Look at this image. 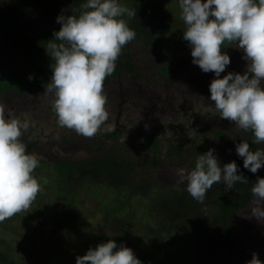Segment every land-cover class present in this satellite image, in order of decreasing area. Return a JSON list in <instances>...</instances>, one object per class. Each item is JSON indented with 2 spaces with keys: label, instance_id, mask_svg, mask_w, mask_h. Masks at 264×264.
<instances>
[{
  "label": "rangeland",
  "instance_id": "1",
  "mask_svg": "<svg viewBox=\"0 0 264 264\" xmlns=\"http://www.w3.org/2000/svg\"><path fill=\"white\" fill-rule=\"evenodd\" d=\"M119 2L136 11L135 17L125 19L146 46L127 47L135 71L126 73L120 69L117 77L104 85L109 118L97 135L85 138L59 127L52 108L53 97L44 94V87L22 89L24 85L50 81L51 57L46 48L54 32L59 31L55 27L57 17L64 7L68 11L75 8L77 14L81 5L74 0H0V103L5 106L6 118L27 122L21 140L26 151L39 161L33 175L43 188L27 213L0 223V263L76 264L77 256L109 239L121 242L118 247L122 244L131 248L142 264H247L254 252L264 262V220L253 217V209L264 208V202L257 204L251 194L253 184L264 178V166L250 176V195L234 212L231 223L235 240L230 254L224 255L223 245L218 246L215 241L220 229L214 214L215 194H209L220 187V195L227 196L223 181L209 190L202 203L204 214L192 217L201 225L200 233L190 243L179 236L164 240V233L154 236L152 230L157 228L152 225L154 215L149 209L169 203L162 198L166 189L186 187L185 183L176 185L179 170H192L199 155L209 149H214L213 154L223 167L231 162L230 153L247 139L232 122L219 117L210 101L209 85L216 77L192 63L191 48L183 39L185 24L178 0ZM143 6L160 17V24L156 20L149 35L138 24ZM26 10L31 13L25 14ZM224 47L231 63L221 78L228 72L243 74L247 64L243 51L235 44ZM164 65L166 71L160 76L157 71ZM29 76L33 78L30 80ZM123 88L142 90L145 96L149 94L147 90L163 92L162 99L167 104L153 107L144 99L126 101ZM144 107L148 109L145 112ZM218 131L223 140L213 137ZM115 133L114 139L103 138ZM148 135L157 141V153L144 151L143 140ZM172 146L179 150L174 151ZM255 150H264V144L255 143ZM142 158L147 162L140 165ZM81 159L92 164L100 159L103 165L124 159L133 167L132 178L140 175L141 182L132 187L133 196H128L122 192L127 179L111 175L100 163L89 164L95 172L83 168L70 176L58 177L53 170L59 163ZM146 177L156 187L150 197H143ZM183 222L177 220L176 226L181 228ZM154 237L166 246L155 245Z\"/></svg>",
  "mask_w": 264,
  "mask_h": 264
},
{
  "label": "clouds",
  "instance_id": "2",
  "mask_svg": "<svg viewBox=\"0 0 264 264\" xmlns=\"http://www.w3.org/2000/svg\"><path fill=\"white\" fill-rule=\"evenodd\" d=\"M185 24L183 39L191 48L192 63L215 74L209 85L210 101L219 117L238 130L251 131L256 144H264V0H178ZM77 14L62 13L61 25L48 41L51 77L44 94L53 97L52 108L61 128L93 138L108 120L104 82L111 76L123 48L136 38L127 19L136 11L119 0H85ZM225 44H235L247 61L243 74L221 73L231 63ZM33 77L29 76L31 80ZM28 127L19 118H6L0 103V223L27 213L43 190L33 175L39 166L34 154L26 151L21 137ZM243 167L257 173L264 166V150L252 151L247 142L236 146ZM214 149L200 154L194 168L180 169V183L203 203L214 184L224 182L231 189L247 182L238 174L235 161L220 166ZM47 184V179L43 180ZM257 204L264 202V178L253 184ZM253 217L264 220V208L253 209ZM76 264H142L133 250L113 239L90 248L76 257ZM247 264H264L257 253Z\"/></svg>",
  "mask_w": 264,
  "mask_h": 264
},
{
  "label": "trees",
  "instance_id": "3",
  "mask_svg": "<svg viewBox=\"0 0 264 264\" xmlns=\"http://www.w3.org/2000/svg\"><path fill=\"white\" fill-rule=\"evenodd\" d=\"M79 2V4L81 5L82 3L85 2V0H74ZM145 7V6H143ZM139 8L138 11L140 13V10H142V8ZM81 8V7H80ZM74 11H68L65 9L62 10L61 13H59V15H61L62 13L67 14H76L75 8H73ZM25 12V14H30L31 10H26L23 11ZM138 24L141 25L143 28L140 29L141 31H143L146 35H149L152 30L151 27L157 23L155 22L156 20H158V24H160V17H158L156 14H154V10L152 9H148L147 7H145L141 13L138 16ZM155 22V23H154ZM55 27L57 30L60 29V24L59 23H55ZM159 28V26H158ZM139 29V28H138ZM138 35H136V38L130 42L129 44H127L117 62H116V67H115V71L114 73L109 76L105 82L104 85L107 84L109 79H113L115 77H117L118 75V71L120 69H123L126 73H131V70L135 71V68H132L130 61L128 59L127 56V47L130 44H136V45H140V46H146L142 43H140L139 39H138ZM12 52L9 51V55H11ZM167 65V64H166ZM166 65L162 66L161 70L157 71L158 75H163L166 71ZM46 83H38V84H30L29 86L24 85V87L22 89L25 88V90H29V91H33V90H39L42 89L43 87H45ZM128 88V87H127ZM124 91H122L123 97H125L126 101L127 100H132L134 99V101L139 100V99H144L150 106H158L161 105L165 106L164 103L167 104L166 100L162 99L164 93L163 92H159L157 90H147V92L149 93L148 96H145L143 94V91H139L137 89H128L125 90L124 88L122 89ZM16 92V91H14ZM19 92V91H18ZM115 92H116V88H115ZM117 93V92H116ZM131 94V95H130ZM119 95V94H118ZM169 96L172 95L171 93L168 94ZM120 96H122L120 94ZM145 96V97H144ZM169 96L167 98V101H169ZM133 101V100H132ZM147 103H143L146 106H149ZM142 105V104H140ZM173 105V104H172ZM143 108V107H138V109ZM145 108V107H144ZM142 109H140L139 111H141ZM148 109L145 108L143 109V112L147 111ZM195 126H197L195 124ZM168 127V125H167ZM241 132L243 133V135L245 136V138L247 139V142L250 145V150L252 151H256L255 150V142H254V134L251 131H243L241 130ZM116 136L115 134H111V135H104V139H114ZM213 137L216 140H223L224 136L222 134H220V131H218V133H213ZM143 147H144V151H148V153H152V151H154L153 153H157L159 150V146L157 141L154 139L153 136L148 135L145 136L144 140H143ZM174 151H178L179 149L176 148V146H172ZM197 148H200V145L196 146ZM197 151V149H196ZM124 152V151H123ZM231 156V162L235 161V163L238 166L239 172L238 174L242 175L243 177L247 178V182L244 183H240L237 182L236 184L233 185V187L231 189H228L225 185V189L227 191V193H225L227 196H221V190L220 187L215 188V190L212 193L209 194H215L213 196V204L215 207V218L217 219V225L219 227V232L216 235L215 241L216 243L219 245H223V253L224 255L230 254L232 252V243L235 240L234 234H233V226L231 223V220L234 216V212L242 207L247 198L250 195L249 189H250V176L253 174L250 170L245 169L243 167V158L239 157L238 154L236 152H232L230 153ZM116 161V162H115ZM146 159L142 158L140 160V165L141 164H146ZM102 166H104L106 170H108V172L111 173V175L113 174L116 177H121L120 180H122V178L127 179V183L122 184V186H126V188L122 191V192H126L131 196L132 194V187L135 186V184H138L141 182V177L140 175H136L135 178H132V174L134 173L133 167L126 162L124 159H118V160H112V162L106 163L105 165H103L100 162V159L96 160L95 162H93V164L89 161V160H78V161H72V162H62L59 163L57 166L53 167V170L56 172V175L58 177H62V176H67V175H74L77 174L78 170L80 169H87V171H92L95 172L96 170H94V167H91L92 165L97 164V166H99L100 164ZM40 164H43L42 162H40ZM92 164V165H89ZM112 164V165H110ZM153 165V164H151ZM87 168H86V167ZM114 166V167H113ZM84 169V170H85ZM112 169V170H111ZM246 171L247 174L245 175L243 172ZM77 172V173H76ZM113 176V177H114ZM180 180L177 181L176 185H181V183L179 182ZM186 185V182H184ZM180 187V186H178ZM168 188L165 191L167 193H165V195L162 196V198L167 199L166 201L169 202L168 204H165L166 202H164V204L158 205V206H153L152 208L149 209V212L151 214L154 215V220L152 222V225H154L157 229H153L152 232L155 235H159L160 233H164V240L168 237L169 239L171 237L173 238H182V241H184L185 243H190L192 239H194L199 233H200V223L195 221L194 219H192V217H194L195 215H199L201 216V214H204V210L202 207V203L200 204L199 202H197L196 200H194L189 193L186 191V187L185 188ZM216 187V186H213ZM155 184L153 183V181L146 177L145 182H144V194L143 197H148L149 195L151 196L152 191H155ZM171 192H174L173 194H169ZM124 194V193H123ZM133 196V195H132ZM149 196V197H150ZM156 198H160L155 197L152 200H155ZM104 216L106 218H108V214L107 212L104 213ZM177 220H183V225L181 226V228L179 226H176ZM216 221V220H215ZM211 230V229H210ZM183 235V237H182ZM154 239L156 240V242L154 243L155 245L160 244L161 247H165L166 243L161 241L160 239H157L154 237ZM121 242L117 241V244L119 245ZM1 264V263H0Z\"/></svg>",
  "mask_w": 264,
  "mask_h": 264
}]
</instances>
